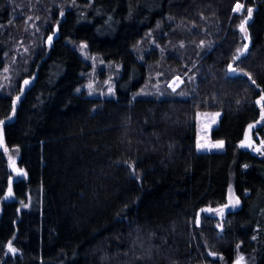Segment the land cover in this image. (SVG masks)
<instances>
[{"label": "trees", "instance_id": "1", "mask_svg": "<svg viewBox=\"0 0 264 264\" xmlns=\"http://www.w3.org/2000/svg\"><path fill=\"white\" fill-rule=\"evenodd\" d=\"M83 43L113 96L84 88ZM262 94L264 0H0V264H264V158L240 147ZM200 111L224 151L196 150Z\"/></svg>", "mask_w": 264, "mask_h": 264}, {"label": "rangeland", "instance_id": "2", "mask_svg": "<svg viewBox=\"0 0 264 264\" xmlns=\"http://www.w3.org/2000/svg\"><path fill=\"white\" fill-rule=\"evenodd\" d=\"M237 4L243 5L241 3H237ZM237 4L235 5L234 9L236 8ZM243 10H244V5H243V8L239 12L237 11H234V12L241 14ZM80 50L83 55V58L85 60H88V62L91 64L90 80L84 87L89 92V95H92V96L99 95L101 97L113 96L114 95V81H113V76H112L113 73L110 74V77H108L102 83L101 86H99L101 78L96 73L99 69L102 70L101 68H103V66L108 67V65L101 63V62L98 63L99 65L95 63L96 62L95 56L89 55L86 49V44L83 43L81 45ZM25 81H28L29 83L25 84ZM33 81H34V77L28 78L23 81L22 91L14 97V112L17 106L19 105L21 99L23 98L25 90L31 85ZM182 84H183V78L181 76H175L170 82V87L173 90H176ZM89 85H91V88L89 87ZM262 96H264V94H262ZM216 113H219V115L218 116L215 115ZM221 116H222L221 112H211V111H200L196 114V118H195L196 150L198 152H222L225 150L224 141H223L222 148L212 147V145H215L217 144V142L221 141V140H214L212 138V131L219 124ZM13 118H14V113H12V116L9 118V120H12ZM261 121L263 125L259 129H256L255 131L252 132V145L249 150L256 153L260 157L264 158V120L261 119ZM200 145H204V147H200ZM257 149H260V150L257 151ZM5 152H6L5 155L7 157L9 166L16 171L17 170L16 168L18 167L17 161L19 158L18 151L16 149H12V150L9 149V150H6ZM16 178H17L16 174L12 173V180H15ZM228 200L229 201L225 206L217 209L214 212L216 215L221 216V213H220L221 209H223V214H224L229 210L239 207V204L233 207L234 201L237 200L234 194L233 182L230 183V186L228 189ZM261 233L264 238V228L262 229ZM241 257H243L242 261H240ZM237 261H240V264L248 263L245 256L242 255L241 251L238 252L236 258L232 261L231 264Z\"/></svg>", "mask_w": 264, "mask_h": 264}, {"label": "snow or ice", "instance_id": "3", "mask_svg": "<svg viewBox=\"0 0 264 264\" xmlns=\"http://www.w3.org/2000/svg\"><path fill=\"white\" fill-rule=\"evenodd\" d=\"M243 8V5H240V4H237L236 8L234 9V11H237L239 12L241 9ZM251 14H252V9H248V17L250 18L251 17ZM247 23V21L245 20L243 23H241L240 25V30L242 32H245L246 29H245V24ZM51 41V38H49V42ZM203 44V42H201ZM247 49V45H244V50ZM240 55H243V51L242 50H238V56L236 57L237 59L239 58ZM230 70L232 72H235V69H232L231 66H230ZM5 71H7V69H5ZM29 82L28 81H25V84H28ZM254 83V81H253ZM89 87L91 88V85H89ZM19 99V98H17ZM262 101H264V96H261L260 97V100L257 101L258 104H260ZM215 115H219V113H216ZM261 119L264 120V113H262L261 115ZM214 122V121H213ZM253 125H249V128H252ZM242 146H247V147H251V142H249L247 145H242ZM200 147H204V145H200ZM212 147H217V148H222L223 147V141H219L217 142V144L215 145H212ZM6 150V149H5ZM260 149H257V151H259ZM239 204V200H235L234 203H233V207L235 205ZM220 213L221 215H223V209L220 210ZM9 251L10 252H15V249L11 247V244H9ZM243 260V257L240 258V261ZM240 261H237V264H240Z\"/></svg>", "mask_w": 264, "mask_h": 264}, {"label": "water", "instance_id": "4", "mask_svg": "<svg viewBox=\"0 0 264 264\" xmlns=\"http://www.w3.org/2000/svg\"><path fill=\"white\" fill-rule=\"evenodd\" d=\"M249 20H250V18H248V19L246 20L247 23L249 22ZM54 37H55L54 35H53L52 37H50L51 40H52ZM244 39H245V42H246L245 45H247V49L244 50V47H243V49H242V51H243V55H240L239 58H241V57H245V56L247 55L248 51H249V48H250V44H251V43H250L249 38H248L247 36H245ZM48 43L51 44V41L48 42ZM252 125H253L252 128H249V127L247 128L245 138H244V140L240 143V147H241L242 149H244V150L250 149V147L242 146V145H247L249 142H251V145H252V132H253L256 128H258V127H260V126L262 125V121L260 120L259 122L254 123V124H252ZM3 147H4V137H3V135L1 134V135H0V149H2ZM18 175H19L20 177L23 176V174H22L21 172H18ZM204 211L207 212V213H210L211 210H210V209H205ZM201 213H202V212H199V213H198V219H197V223H198V224L200 223ZM233 264H237V262H234Z\"/></svg>", "mask_w": 264, "mask_h": 264}, {"label": "flooded vegetation", "instance_id": "5", "mask_svg": "<svg viewBox=\"0 0 264 264\" xmlns=\"http://www.w3.org/2000/svg\"><path fill=\"white\" fill-rule=\"evenodd\" d=\"M262 125H263V124H262ZM262 125H261V126H262ZM261 126H260V127H261Z\"/></svg>", "mask_w": 264, "mask_h": 264}]
</instances>
